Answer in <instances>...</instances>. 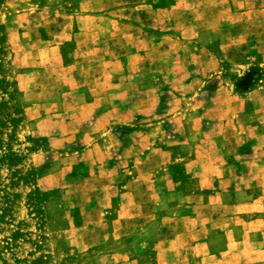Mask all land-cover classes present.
I'll return each mask as SVG.
<instances>
[{
  "label": "rangeland",
  "instance_id": "obj_1",
  "mask_svg": "<svg viewBox=\"0 0 264 264\" xmlns=\"http://www.w3.org/2000/svg\"><path fill=\"white\" fill-rule=\"evenodd\" d=\"M0 264H264V0H0Z\"/></svg>",
  "mask_w": 264,
  "mask_h": 264
}]
</instances>
